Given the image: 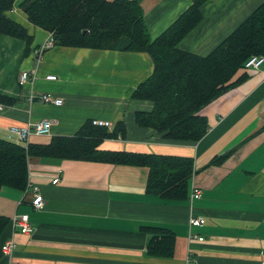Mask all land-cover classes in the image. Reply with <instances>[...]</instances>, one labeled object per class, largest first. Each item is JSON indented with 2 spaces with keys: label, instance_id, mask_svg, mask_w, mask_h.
<instances>
[{
  "label": "crops",
  "instance_id": "obj_1",
  "mask_svg": "<svg viewBox=\"0 0 264 264\" xmlns=\"http://www.w3.org/2000/svg\"><path fill=\"white\" fill-rule=\"evenodd\" d=\"M21 1L15 0L17 12L6 14L26 28L32 41L26 52L23 40L0 34V96L12 100L0 103V140L27 148L46 144L51 137L89 132L94 128L91 119H106L112 123L105 128L108 132L119 122L125 135L100 138L97 152L172 156L191 162V172L186 184L166 196L146 190L149 166L28 156L26 187H0V216L8 218L0 245L14 240L13 263L190 264L189 255L197 264H264V61L258 68H240L232 81L246 78L201 107L207 130L200 139H169L135 121L136 112H150L153 106L150 100L131 97L152 73L148 53L54 43L38 62L34 50L52 34L27 20L18 6ZM137 1L154 39L192 0ZM263 3L205 1L201 20L178 48L206 56ZM33 68L36 77L21 83L22 71ZM49 73L56 80H46ZM41 93L62 103H44L38 98ZM42 119L50 121V132L31 134L26 142L9 130ZM32 184L43 198L38 209L29 202ZM195 190L199 196L192 197ZM20 214L28 215L32 233L14 224ZM190 217L202 221L190 225ZM142 227L171 231L173 255H147L151 234ZM0 264H8L1 249Z\"/></svg>",
  "mask_w": 264,
  "mask_h": 264
},
{
  "label": "trees",
  "instance_id": "obj_2",
  "mask_svg": "<svg viewBox=\"0 0 264 264\" xmlns=\"http://www.w3.org/2000/svg\"><path fill=\"white\" fill-rule=\"evenodd\" d=\"M205 1L192 0L154 39L150 38L137 0H22L18 6L30 23L51 32L55 45L148 53L153 61L152 73L137 85L131 97L150 100L153 106L150 112H136L135 121L169 139L198 140L207 130L206 119L199 114L201 107L246 78L239 76L232 81L250 57L264 56V3L206 56L179 49L180 40L201 20L200 7ZM14 3L15 0H0V34L23 40L27 52L32 36L6 14ZM5 101L12 102L0 96V103ZM93 127L89 132L84 129L73 136L51 137L46 144H29L27 148L0 140V187H26L30 155L149 166L146 190L155 189L166 196L174 195L176 186L186 184L191 172L188 160L155 154L97 152V140L124 136L125 130L119 122L111 132L106 127ZM7 223L8 218L0 216V235ZM142 231L151 234L147 255H173L171 231L161 227H142Z\"/></svg>",
  "mask_w": 264,
  "mask_h": 264
},
{
  "label": "built area",
  "instance_id": "obj_3",
  "mask_svg": "<svg viewBox=\"0 0 264 264\" xmlns=\"http://www.w3.org/2000/svg\"><path fill=\"white\" fill-rule=\"evenodd\" d=\"M10 13L17 12V9L13 6L12 9L9 10ZM53 39L51 38L50 41H46L45 43L41 44L40 47L34 50V53L37 55L38 62L41 60V56L43 55L42 52L47 50L48 48L52 47ZM264 61V56H257L254 55L250 57L244 64L245 68H258L261 63ZM36 69H31L30 71H22L20 75V82L24 83L27 80L34 79L36 77ZM44 78L46 80H56V75L49 73L45 74ZM40 101L44 103H53L55 105H60L62 103L61 98L52 97L49 93H41L38 95ZM2 109V105L0 104V110ZM261 122L264 124V113L261 115ZM91 123L96 126H102L106 128H110L112 123L106 119H98L93 118L91 119ZM9 130L12 135H14L18 141L26 142L29 139L31 134L37 135H45L50 132V121L48 119H42L35 122H28L24 125H12L9 127ZM53 183L57 182V178L52 180ZM28 192V191H27ZM26 192V194H27ZM31 194L30 204L34 209L41 208L43 205V198L39 191L37 185L32 184L30 192ZM199 196V190H195L192 193V197ZM202 221V217H190L189 224L190 225H199ZM13 222L15 225L20 227V231L23 233H32L33 229L29 225V217L27 214H20L18 217L13 218ZM198 240H202V237H198ZM15 243L13 239L5 240L1 245L0 249L4 254L5 258L8 260V264H14L12 261V256L14 254ZM190 264H197L194 260L193 256L187 257Z\"/></svg>",
  "mask_w": 264,
  "mask_h": 264
},
{
  "label": "rangeland",
  "instance_id": "obj_4",
  "mask_svg": "<svg viewBox=\"0 0 264 264\" xmlns=\"http://www.w3.org/2000/svg\"><path fill=\"white\" fill-rule=\"evenodd\" d=\"M10 14H11V13H10ZM12 14H13V13H12ZM7 15H8V14H7ZM14 20H15V19H14ZM17 20H20V18H18ZM18 79L20 80V77H19ZM27 81H28V80H27ZM27 81H26V82H27Z\"/></svg>",
  "mask_w": 264,
  "mask_h": 264
}]
</instances>
